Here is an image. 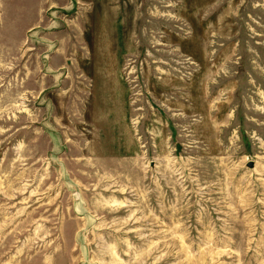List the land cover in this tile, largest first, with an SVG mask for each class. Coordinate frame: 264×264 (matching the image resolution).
<instances>
[{
	"label": "rangeland",
	"instance_id": "374dc122",
	"mask_svg": "<svg viewBox=\"0 0 264 264\" xmlns=\"http://www.w3.org/2000/svg\"><path fill=\"white\" fill-rule=\"evenodd\" d=\"M0 264H264V0H0Z\"/></svg>",
	"mask_w": 264,
	"mask_h": 264
}]
</instances>
